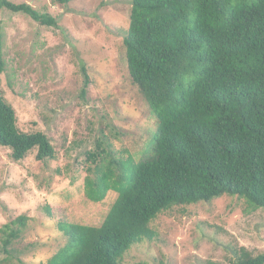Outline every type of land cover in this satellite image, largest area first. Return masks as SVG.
I'll return each instance as SVG.
<instances>
[{"label": "trees", "instance_id": "1", "mask_svg": "<svg viewBox=\"0 0 264 264\" xmlns=\"http://www.w3.org/2000/svg\"><path fill=\"white\" fill-rule=\"evenodd\" d=\"M0 9L58 27L27 3L0 0ZM123 45L131 81L157 119L151 155L135 161L98 140L86 153L85 196L100 203L114 191L117 198L100 226L62 224L67 243L40 264H121L132 246L157 238L151 221L175 207L229 195L264 209V0H132ZM6 70L0 34V82ZM0 145L15 162L33 150L38 161L55 159L46 134L18 128L1 89ZM27 222L21 215L0 229L4 244ZM229 252L228 264H264L263 253Z\"/></svg>", "mask_w": 264, "mask_h": 264}, {"label": "rangeland", "instance_id": "2", "mask_svg": "<svg viewBox=\"0 0 264 264\" xmlns=\"http://www.w3.org/2000/svg\"><path fill=\"white\" fill-rule=\"evenodd\" d=\"M11 1L58 20L50 27L0 9L7 63L0 89L18 128L46 134L55 148L53 160L38 161L33 150L15 162L0 145V229L28 217L9 245L0 234V264H40L67 243L62 224L100 226L117 198L114 191L100 203L86 198V153L104 140L123 156L145 160L158 123L128 73L123 39L132 0ZM150 227L157 238L132 246L121 264H228L236 247L264 254V209L254 211L237 196L175 207Z\"/></svg>", "mask_w": 264, "mask_h": 264}]
</instances>
